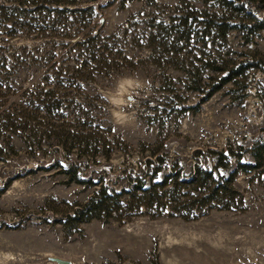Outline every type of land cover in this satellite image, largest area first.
<instances>
[{"label": "rangeland", "instance_id": "1", "mask_svg": "<svg viewBox=\"0 0 264 264\" xmlns=\"http://www.w3.org/2000/svg\"><path fill=\"white\" fill-rule=\"evenodd\" d=\"M4 1L8 0H0ZM213 2L99 0L93 30L99 27L103 35H110L131 25L143 31L161 19L193 10L205 20L219 10L213 8ZM259 5L258 10L249 8L256 17L264 18V2ZM192 40L180 53L168 55L157 48L129 46L132 68L86 85L87 91L104 97L107 113L102 114L111 124L113 136L126 148L111 156L108 167L103 160L98 165L89 163L87 174L103 177L118 190L126 186L125 178L132 169L139 172L149 149L167 154L169 162L177 161L188 170L196 151L246 149L261 137L264 140V32L246 42L239 32L230 31L220 46L209 47L228 66L245 61L251 65L240 76V84H225L205 101L203 93L190 87L199 60L208 56L202 44ZM39 44L35 39L15 38L4 46L6 53L20 55L22 48L30 50ZM63 52L57 50V65ZM42 72V65H35L4 85L0 113L11 112L21 92L38 83ZM225 74L208 72L206 76L211 78L207 82L214 84ZM193 106H199L197 112ZM7 135L0 136V187L8 183L0 194V264H57L45 256L70 264H264V161L249 173L237 174L234 188L241 199L236 208H211L194 221L155 216L141 208L124 219L92 220L81 224L79 233L64 236L59 220L75 203L84 202L95 187L65 184L64 176L51 167L57 152L47 143L40 150L33 146V157L12 137V153L2 142ZM244 159L250 160L247 155Z\"/></svg>", "mask_w": 264, "mask_h": 264}, {"label": "trees", "instance_id": "2", "mask_svg": "<svg viewBox=\"0 0 264 264\" xmlns=\"http://www.w3.org/2000/svg\"><path fill=\"white\" fill-rule=\"evenodd\" d=\"M98 1L0 2V90L21 70L35 65L43 67L40 81L21 92L18 105L11 112L0 113V136L8 134L2 142L14 153L12 137L19 139L33 157V146L40 150L47 143L57 152L51 167L64 176L65 184L95 187L84 202L75 203L59 220L64 236L79 233L81 224L124 219L141 208L153 211L155 216L184 221L197 220L211 208H236L240 197L234 180L238 173H249L261 166L262 137L246 149L196 151L188 170L177 161L169 162L167 154L149 149L139 172L132 169L125 178L126 186L116 190L103 177L87 174L89 163L98 165V160H103L108 167L111 156L126 152V148L121 139L113 136L111 124L106 123L102 114L107 113L104 97L95 91L90 93L85 87L97 78L118 76L132 68L129 46L157 48L168 55L180 53L193 38V43L202 44L208 57L199 60L190 89L203 93L205 101L225 84L238 85L251 63L228 66L225 60L212 55L209 47L213 45L214 50L220 46L230 31L239 32L246 42L264 32V18L256 17L249 8H262L259 4L264 0H214L213 8L219 10L209 13L205 20L199 19L197 10H193L195 15L181 13L175 18L161 19L151 29L136 31L127 25L110 35L93 30ZM200 31L205 34H199ZM203 35L208 38L205 40ZM15 38L35 39L40 44L30 50L22 48L20 55L6 53L4 43ZM148 41L150 44L146 45ZM57 50H64L59 65L55 61ZM208 72L226 74L210 85ZM198 108L192 107L194 112ZM245 155L250 160H245ZM7 186L8 183L0 187V194Z\"/></svg>", "mask_w": 264, "mask_h": 264}, {"label": "water", "instance_id": "3", "mask_svg": "<svg viewBox=\"0 0 264 264\" xmlns=\"http://www.w3.org/2000/svg\"><path fill=\"white\" fill-rule=\"evenodd\" d=\"M101 22H102V17L100 18L99 24H101ZM98 29H99V27L95 30V33H97ZM44 258L48 261H52V262L57 263V264H70V262L68 260H64V259H61L58 257L45 256Z\"/></svg>", "mask_w": 264, "mask_h": 264}]
</instances>
